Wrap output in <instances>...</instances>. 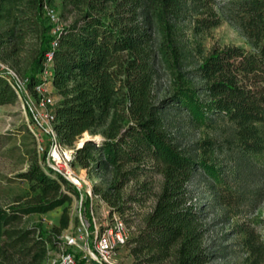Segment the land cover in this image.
Masks as SVG:
<instances>
[{"label": "trees", "instance_id": "16d2710c", "mask_svg": "<svg viewBox=\"0 0 264 264\" xmlns=\"http://www.w3.org/2000/svg\"><path fill=\"white\" fill-rule=\"evenodd\" d=\"M50 2L0 0V19L13 21L0 34V62L28 78L35 96L44 57L57 39L53 84L59 140L73 146L83 134L81 141L90 136L86 132L100 136L76 150L72 165L111 174L107 190L95 188L111 213L123 215L129 203L156 199L126 244L134 264H210L224 255L206 242L208 228L191 188L198 174L207 179L226 221L243 216L230 233L243 252L237 264H264V215L258 210L264 183L248 187L253 166L264 163V0H60L57 17L72 20L56 33L44 11ZM224 21L238 28L250 50L215 45L205 51L204 40ZM32 40L35 51L24 61L22 50ZM160 67L169 77V97L158 99ZM18 92L34 119L17 79L0 66V105L15 104ZM172 111L187 113L198 126L225 118L232 132L182 147L172 132ZM28 154L30 165L21 178L35 196L0 207V243L20 255L22 264H42L47 235L15 224L25 215L69 205L80 193L45 164L46 154L36 148ZM152 173L162 178L158 193L143 180L133 193L123 194L133 180ZM70 219L66 206L58 232ZM11 257L0 246V264H19L6 261Z\"/></svg>", "mask_w": 264, "mask_h": 264}, {"label": "rangeland", "instance_id": "374dc122", "mask_svg": "<svg viewBox=\"0 0 264 264\" xmlns=\"http://www.w3.org/2000/svg\"><path fill=\"white\" fill-rule=\"evenodd\" d=\"M59 2L60 0H51V5H49L55 10L57 16L60 8ZM71 20L72 19L63 20L61 18V24L65 25L66 23H70ZM12 25L13 21L9 20L8 17L0 19V34L10 29ZM204 41L205 51H209L215 45H239L248 50L251 49L248 40L240 33L238 28L236 29L226 21L222 22L220 27L213 29L211 35L207 36ZM35 46L36 40L30 41L24 46L25 49L22 50L21 53L22 60L27 61L31 59L36 48ZM6 66L9 67L10 71L17 73L9 64H6ZM168 81L169 77L167 71L160 67L155 89L158 99L169 97ZM28 109V105L23 97H19V100L15 104L0 105V207L8 208L9 205L16 203L18 200L24 203L35 196L29 182L21 178L23 172L28 170L30 165L28 151L36 148V140H34L32 129L36 131L39 129V125L34 121ZM169 119L172 120V132L177 136V141L185 148H190L194 143L209 138V136L223 139L232 132V125L225 118L223 120H217L214 125L209 127L198 126L194 122L192 123L185 112L172 111L169 113ZM86 133L90 136L81 141L85 135L83 134L82 137L78 138L75 142L76 146H83L91 136L99 142L100 136L91 135L89 132ZM45 140L46 147L49 151L51 148L50 140L47 136H45ZM74 168L82 179L87 178V180L95 186V188L98 187L101 192L109 188L112 179L110 173L97 172V170L93 168L83 169L79 166H74ZM253 168H256V171L254 175L248 179V187L254 186L256 181L259 180L264 183V163L263 165H254ZM143 180L151 183L153 193H158L160 191L162 178L159 174L152 173L149 174L148 177H141L138 180H133V182L129 183L123 190V194L126 196L133 193L138 183ZM193 182L191 188L193 190L194 201L197 203L201 212H203V220L206 228H208L206 242L211 244L215 243V248H221L224 254L220 257H216L210 264L239 263L242 259L243 252L235 242L236 237L231 236L230 233L234 223L243 220V216L234 217L226 221L223 216L222 207L216 203L205 176L198 174ZM82 186V190L79 191L80 196L73 197L71 204L57 207L55 210L47 213L25 215L21 221L15 224V226L20 229L36 228L38 235L41 231L47 235L45 237L49 239V243L47 244L48 253L42 264H52L53 260L60 252L59 247L63 244L67 232H73L78 237L79 246L73 247V250L81 263L97 264L92 262L86 263L83 259L84 244L90 241L92 234L88 222L92 224L93 216L89 214L91 201L84 195L87 185L82 184ZM82 193L83 196L81 197ZM155 200L153 196L144 203L127 204V209L123 213V217L125 218L128 228L132 232L131 238H133L144 225V219L155 205ZM66 206L68 207L69 217L71 218L70 224L68 228L58 232L61 215ZM108 206L110 205L108 204ZM258 210L264 215V200L260 203ZM107 211V206L98 203L94 215L98 223L103 224L109 221ZM0 246L4 248L5 254L8 256L14 255L15 257L14 259L13 257L8 258L10 260L5 258L6 261L22 264L21 256L15 253L14 250L9 249L3 243H0ZM130 247L131 246L126 245L119 249L117 253L119 262H123V264H134Z\"/></svg>", "mask_w": 264, "mask_h": 264}, {"label": "built area", "instance_id": "2783aa9c", "mask_svg": "<svg viewBox=\"0 0 264 264\" xmlns=\"http://www.w3.org/2000/svg\"><path fill=\"white\" fill-rule=\"evenodd\" d=\"M44 11L48 18L56 24L53 31L59 32L61 27L60 17L53 8L49 5H44ZM51 50L46 53L44 57V66L42 71L38 74L39 80L34 85L33 91L36 94L30 93L27 88L29 82L28 78H19L13 71H10L6 64L0 62L2 69H8L12 75L17 79L22 92L28 98L29 104L33 109L34 120L39 125L38 131L32 129L34 140H36V150L39 155L46 154L47 159L45 164L52 168L54 171H59L63 176L68 179L70 183L82 190V184L87 185L85 190V196L89 199V214L93 216L92 224L88 222V226L91 228L90 241L84 244L83 259L86 263L97 264H123L117 259V253L120 248L125 247L132 232L128 228L125 218L119 213L110 212V206L101 198L99 194L95 192V186H93L88 180L82 179L72 165L75 159V152L79 146H67L59 140L55 129V106L59 101L56 89L53 84V67L55 51L58 48V41L54 39L51 43ZM19 94V92H18ZM20 98L22 97L21 94ZM45 136L48 137L51 143V148L48 151L46 147ZM83 193L81 194V197ZM101 204L108 207L107 215L109 221L106 223H98L95 218V210L97 205ZM79 246L78 237L75 233L67 232L64 237L63 244L59 247L60 252L53 260L52 264H82L77 258L73 247Z\"/></svg>", "mask_w": 264, "mask_h": 264}, {"label": "water", "instance_id": "95a60500", "mask_svg": "<svg viewBox=\"0 0 264 264\" xmlns=\"http://www.w3.org/2000/svg\"><path fill=\"white\" fill-rule=\"evenodd\" d=\"M89 139H92V140H93L94 138H92V136H91L90 138H88V140H89Z\"/></svg>", "mask_w": 264, "mask_h": 264}]
</instances>
